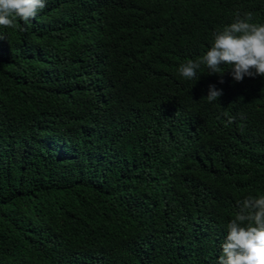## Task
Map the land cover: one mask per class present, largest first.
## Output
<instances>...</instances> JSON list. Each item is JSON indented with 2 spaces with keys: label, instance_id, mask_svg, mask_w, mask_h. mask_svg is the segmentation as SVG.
<instances>
[{
  "label": "trees",
  "instance_id": "1",
  "mask_svg": "<svg viewBox=\"0 0 264 264\" xmlns=\"http://www.w3.org/2000/svg\"><path fill=\"white\" fill-rule=\"evenodd\" d=\"M45 5L0 25V264H216L264 196V77L179 68L264 0Z\"/></svg>",
  "mask_w": 264,
  "mask_h": 264
},
{
  "label": "clouds",
  "instance_id": "2",
  "mask_svg": "<svg viewBox=\"0 0 264 264\" xmlns=\"http://www.w3.org/2000/svg\"><path fill=\"white\" fill-rule=\"evenodd\" d=\"M45 6V0H0V25L12 26L16 18L27 23ZM252 18L251 12L243 17L238 13L234 23L214 32L206 54L181 64L180 76L197 79L198 70L205 65L209 75L227 69L236 82L245 77H264V25L250 23ZM222 95V90L210 85L202 100L212 103ZM237 203L239 211L227 225L216 264H264V196H249Z\"/></svg>",
  "mask_w": 264,
  "mask_h": 264
}]
</instances>
